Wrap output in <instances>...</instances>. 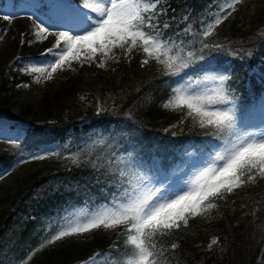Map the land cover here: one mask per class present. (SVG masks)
Masks as SVG:
<instances>
[{"label": "trees", "instance_id": "16d2710c", "mask_svg": "<svg viewBox=\"0 0 264 264\" xmlns=\"http://www.w3.org/2000/svg\"><path fill=\"white\" fill-rule=\"evenodd\" d=\"M218 0H167L168 13L161 21L175 17L173 27L167 32L166 38L179 42V51L187 56H205L213 69L227 74L226 89L230 92L238 123L248 114L253 103L259 98L264 86V31L249 34L223 25L217 28L218 36L204 39L202 35V18L215 8ZM174 9V11H173ZM187 16V23H182ZM180 28L191 26L187 36H174ZM207 44V48L204 45ZM220 47L217 48L216 46ZM142 52L135 49L132 57L114 70H98L99 75L109 81L113 89L114 108L99 112L86 109L80 125L74 118H47L43 113L44 104L38 111L30 105L21 106L18 112L11 111L13 102V85L27 79L26 75H18L12 79H0V116L23 120L28 123L22 145L26 149H35L54 141L66 143L78 135L91 129L99 128L111 131V147L99 145L87 153L85 158L76 164L56 167L46 173H31L22 179L15 192L7 199V205L0 210V233L3 225L18 221L16 235L20 242L36 246L49 235H44L39 227L41 218L55 209L65 206L88 203L91 206L103 203L98 185H111L113 180L109 174L114 171L107 167L105 160L114 146L128 140L140 143L146 156L156 152L161 156L162 167L167 168L177 158L173 148L180 147L191 136L194 143L203 149L211 150L215 146L201 133L170 134L157 128L155 121L163 114V104L171 95L170 88L177 87L172 78L162 73L147 75L139 68ZM260 62L262 75L258 79L256 73H249L248 68ZM198 63H203L199 62ZM248 66V67H247ZM202 73H189L192 78ZM70 85L65 79L59 88L63 92ZM58 92V90H57ZM46 98H43V101ZM167 158V160H166ZM13 161L9 150L0 151V171ZM100 169L99 172L93 167ZM114 191V189H113ZM104 193L111 195L107 188ZM219 205V216L207 222H197L189 218L187 226H181L165 236L152 238L157 250L163 255L158 256L160 264H259L264 250V180L255 184H247L232 194H227ZM15 229V230H16ZM115 230H112V232ZM214 234L222 251H190L188 245L197 239L205 243ZM113 234H111L112 238ZM124 239L112 242L104 238L93 237L88 246L82 250L76 244L69 243L67 248L55 259L54 264H72L90 256L95 250L112 251L110 246L122 247ZM177 244L175 250L171 244ZM15 255L24 254L23 251ZM54 251V250H53Z\"/></svg>", "mask_w": 264, "mask_h": 264}, {"label": "snow or ice", "instance_id": "6c2138e0", "mask_svg": "<svg viewBox=\"0 0 264 264\" xmlns=\"http://www.w3.org/2000/svg\"><path fill=\"white\" fill-rule=\"evenodd\" d=\"M240 2L234 0L229 8ZM166 5L167 0H79L72 6L70 26L54 21L48 12L30 17L34 19L36 37H55V43L40 53L42 58L51 59L42 60L43 67H33V72L43 73L50 68L45 79H51L52 73L65 65L71 67L72 61L83 65L85 60L91 63L99 56L104 59L98 66L104 67L106 60L113 59L115 50L127 54L139 49L146 56L141 67L148 64L149 59L154 60L163 66L162 75L179 85L170 88V98L163 107L180 111L179 123L188 117L194 123L198 121L199 127L205 130L203 137L219 149L209 159L191 165L196 171L190 186L170 177L155 163L135 156L123 159L120 169L109 174L113 183L98 185L104 195L103 203L87 215L81 212L79 216L83 218L75 223L66 213L60 223L67 226L52 235L48 243L100 228L118 227L124 233L125 246L131 251L127 264H160L158 256L163 254L152 242L154 236L178 231L181 226L188 225L190 217L216 208L213 201L247 184L264 180V119L258 128L251 130L245 122L238 123L233 107L228 106L232 102L224 86L228 78L218 75L205 56L194 57L191 52L185 56L176 50L172 39L166 38L175 21L174 16L161 21L168 13ZM3 19L11 18L5 15ZM222 19L218 16L215 24L219 25ZM187 20V16L183 17L182 23L186 24ZM176 27L174 36L190 34L191 26L180 28L177 24ZM23 35L22 44L25 43ZM209 35V31L203 32V36ZM204 47L207 48V44ZM190 72L204 75L194 80ZM209 80L218 82L211 95L206 88L202 89ZM44 158L40 153L29 156L31 160ZM93 167L100 171L95 165ZM105 188L111 192L110 196L104 193ZM176 248L177 244H171L172 250ZM100 255L98 250L84 264H94Z\"/></svg>", "mask_w": 264, "mask_h": 264}, {"label": "rangeland", "instance_id": "374dc122", "mask_svg": "<svg viewBox=\"0 0 264 264\" xmlns=\"http://www.w3.org/2000/svg\"><path fill=\"white\" fill-rule=\"evenodd\" d=\"M77 2L79 0H0V79H12L18 75L27 76L26 80L13 85V102L10 105L13 113L18 112L19 108L24 105H30L39 111L44 104L43 113L47 115V118H74L79 126L84 121L83 115L86 109L102 111L114 108L112 86L104 75L98 74V70H114L119 64L130 60L134 50L127 54L123 50H115L113 59L106 60L104 67L98 66L100 60L104 59L99 56L91 63L85 60L83 65L80 62L72 61L71 67L65 65L62 70L57 69L56 72L52 73L51 79H45L48 72L51 71L50 68L43 73H36L31 70L33 67H43L42 60L51 59V57L42 58L40 53L55 43V37L51 35H46V38L36 37L34 35V19H30V17L48 12L49 15L53 16L54 21L59 20L63 23L72 15V6ZM233 3L234 0H218L215 3V8L203 16L202 35L204 31L210 32V35L204 36V39L217 37V28L223 25L237 28L249 34L264 31V0H241L239 4H234L232 8H229V5ZM26 5L29 6L27 10H19ZM53 5L55 7H52ZM5 15L11 19L4 20L3 16ZM218 16L223 17L219 25L215 24V19ZM22 33L25 40L23 44L21 43ZM173 43L176 50L179 51V42L173 41ZM145 58V54L142 53L139 59V68L142 73L150 75L163 72V66L151 59H149L148 64L141 67V61ZM261 65L260 62L255 63L248 68V72L250 74L256 73L258 76L262 75ZM215 71L218 75L227 77L225 72ZM203 75L204 73L193 79H202ZM37 76L39 77L38 80L36 79ZM65 79L70 80V85L63 92H59V88ZM176 85L179 86L178 83ZM262 85L264 86V80ZM217 86L218 82L209 80L202 85V89L206 88L208 95H211V90ZM224 86L226 88V80ZM43 98L46 99L43 101ZM232 104L233 100L228 106L231 107ZM181 115L180 111L164 108L163 114L155 121V125L161 131L170 134H193L205 131L199 127L198 121L194 123L191 117L186 118L183 123H179ZM262 119H264V89L253 103L251 113L240 122H245L251 130L258 128ZM172 125L175 127H171ZM28 127L26 121L0 116V151L9 150L13 154L12 163L0 171V210L7 205V199L28 174L46 173L56 167L76 164L85 158L89 150L99 145L108 144L111 147V131L105 132L95 128L78 135L70 142L54 141L35 149H26L22 145V140ZM172 150L176 152L177 159L170 162L167 168H163L160 155L155 152V154L150 153L146 156L140 143L131 139L114 146L105 163L108 168L117 172L123 159L135 156L137 159L142 158L150 163H155L170 177L178 178L182 183L190 186L196 171L191 165L194 162L209 159L219 149L213 146L211 151L205 150L198 143H194L190 136L180 147ZM35 153L43 154L45 158L29 159L30 154ZM213 203L216 202L213 201ZM99 205L91 206L88 203L70 205L55 209L45 215L41 218L39 227L44 235L49 233L50 235L32 247L29 244L19 243V236L16 235L18 221L13 218L8 226L3 225L4 230L0 233V264H54L57 256L67 248L69 243L76 244V248L82 250L88 246V241L93 237L104 238L111 242L115 239H124L122 229L117 227L100 228L83 235H74L48 243L52 235L56 234L61 227L67 226L60 223V218L64 217L66 213L69 214V219L75 223L78 218H83L79 216L81 212L87 215L96 210ZM216 205V208L209 209L193 219L203 223L217 218L219 205L217 203ZM112 230L115 231L112 232ZM111 234H113L112 238ZM213 240H216L217 243L213 244ZM112 247V251L99 250L101 255L95 259L94 264H127V261L131 259V251L125 246V242L120 248ZM188 248L193 252L200 250L222 251L225 249L214 234H210L205 243L193 239ZM17 249V252L21 249L24 254L20 252V254L15 255ZM97 251L95 250L90 256L72 264H84ZM259 264H264V250Z\"/></svg>", "mask_w": 264, "mask_h": 264}, {"label": "bare ground", "instance_id": "6f19581e", "mask_svg": "<svg viewBox=\"0 0 264 264\" xmlns=\"http://www.w3.org/2000/svg\"><path fill=\"white\" fill-rule=\"evenodd\" d=\"M21 7H23V6H21ZM29 8V6L28 5H26L23 9L22 8H19V10H21V11H25V10H27ZM71 21H72V15L71 16H69V18L67 19V20H64L63 21V24H65V25H71Z\"/></svg>", "mask_w": 264, "mask_h": 264}]
</instances>
